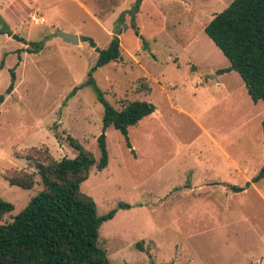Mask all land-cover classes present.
Listing matches in <instances>:
<instances>
[{
	"label": "rangeland",
	"instance_id": "374dc122",
	"mask_svg": "<svg viewBox=\"0 0 264 264\" xmlns=\"http://www.w3.org/2000/svg\"><path fill=\"white\" fill-rule=\"evenodd\" d=\"M130 1L0 0V30L7 25L25 40L0 32V197L14 204L0 223L42 188L38 177L32 189L9 178L32 171L44 151L56 159L74 157L68 134L99 156L103 105L96 89L87 84L71 94L87 79L97 52L81 39L47 37L60 29L104 48L119 22L121 58L94 71L96 85L118 109L133 99L156 108L129 127L132 148L109 126L108 165L93 167L81 183L99 214L120 202L130 205L101 224L99 245L113 264H264V178L243 191L229 187L243 186L264 164V102L250 98L236 71L218 74L230 62L203 28L232 0H205V13L196 6L190 11V3L202 0H150L136 18ZM52 6L56 11L46 15L43 7ZM36 11L43 24H33ZM160 26L173 30L177 43L193 36L199 43L171 51L150 37ZM30 40L43 41L41 50L18 52ZM10 69L15 84L6 94ZM218 176L232 180L211 181Z\"/></svg>",
	"mask_w": 264,
	"mask_h": 264
},
{
	"label": "trees",
	"instance_id": "16d2710c",
	"mask_svg": "<svg viewBox=\"0 0 264 264\" xmlns=\"http://www.w3.org/2000/svg\"><path fill=\"white\" fill-rule=\"evenodd\" d=\"M141 0H136V7ZM123 26L117 22L112 30L108 45L100 48L94 39L82 35L97 52V57L88 71L87 79L76 88L93 84L97 98L103 105L102 132L97 136L99 156L85 148L71 134L66 136L68 144L76 151L74 157L54 158L48 151L37 157L32 171H20L9 178L11 185L32 189L38 177L42 188L32 195L27 204L12 217L0 223V264H113L105 249L99 245V228L112 218L119 207L127 208L128 203L120 202L117 207L99 214L94 199L82 191L91 169H104L108 165L106 130L109 126L119 130L125 144L132 148L128 129L155 110L147 100H125L120 109L105 100L97 87L94 71L121 58L119 35ZM205 33L228 58L230 65L218 69V73L236 71L243 80L250 98L264 102V0H232L224 9L214 14L204 28ZM135 33L139 35L136 28ZM21 42L25 40L12 33ZM142 38V36L140 35ZM43 41H28L27 47L18 49L27 53L39 52ZM20 59V54H19ZM11 70V82L5 90L14 89L15 72ZM151 90L147 87V91ZM0 95V103L3 101ZM264 129V120H263ZM264 178V164L256 175L243 186L229 184L230 189L242 191L251 183ZM14 209V204L0 197V220ZM141 248V245L137 243ZM242 264V263H229ZM244 264H261L248 262Z\"/></svg>",
	"mask_w": 264,
	"mask_h": 264
},
{
	"label": "crops",
	"instance_id": "0c3cea01",
	"mask_svg": "<svg viewBox=\"0 0 264 264\" xmlns=\"http://www.w3.org/2000/svg\"><path fill=\"white\" fill-rule=\"evenodd\" d=\"M135 1L136 0H131L130 1V5L132 6V8L133 7H136V5H135ZM148 1H150V0H141V2H140V4H139V6L138 7H136V9H135V18L138 16V15H140V14H144V12H145V14H146V11L144 10V6H145V3L146 2H148ZM155 1H157V0H155ZM205 2V0H202L199 4H197V5H193V3H190L189 5H190V11H191V7H192V9H196V8H194V6H196L201 12H203V13H205V11H207V9H206V7H207V5H206V3H204ZM55 4H56V2H55ZM151 4H154V5H158V2H156V4H155V2L153 1V0H151ZM193 5V6H192ZM43 9H44V12L46 13V15H50L49 13H51V11H56L55 9H54V6H52L50 9H47V8H45V7H43ZM193 16H195L196 15V17L198 16V14H197V12H196V14H192ZM214 16V15H213ZM212 19V18H211ZM210 19V20H211ZM209 20V21H210ZM47 21H48V19H47ZM208 21V22H209ZM207 22V23H208ZM206 23V24H207ZM57 25H58V23H56ZM206 24L204 25V27L203 28H205V26H206ZM58 27H59V25H58ZM57 30V29H56ZM139 31V30H138ZM205 32V31H204ZM112 31H109V35H111V37H112ZM140 33V32H139ZM76 34V33H75ZM206 34V33H205ZM142 35V34H141ZM207 35V34H206ZM143 36V35H142ZM170 36L172 37V40H171V42H170ZM208 36V35H207ZM79 37V36H78ZM119 37H120V35H119ZM150 37L151 38H153L154 40H155V42H157V40H162V42H163V44L164 43H168V46H170V48L169 49H171V51H175V52H177L175 49L176 48H179V52H182V50H184L183 52H185V51H187L188 50V48L187 47H189L190 46V44H191V42L193 43V41L194 42H196V43H199L198 41H196L198 38H199V36L198 37H195V36H193V38L191 39V40H189L188 42H182V43H177V41H176V33L173 31V30H170L168 27H162V26H160L159 28H154L153 30H152V34L150 35ZM79 42H80V38H79ZM184 45H186V46H184ZM120 46H121V41H120ZM173 46H175V47H173ZM187 49V50H186ZM202 52V51H201ZM154 53V52H153ZM194 65V64H193ZM221 69V68H220ZM218 70V69H217ZM231 71H233V70H231ZM228 72H230V71H228ZM223 73H227V72H223ZM218 74H221V73H218ZM214 77H215V75H214ZM200 84H202L203 85V81H201L200 82ZM218 85L220 86V83H218ZM202 107H203V104H202V106L200 107V109H202ZM207 108H205V109H203V110H201V112L199 113V114H195L194 115V117H196L197 118V116L199 117L200 115H202L204 112H206L205 110H206ZM153 113V112H152ZM216 179H219V180H214V179H212L211 181H219L220 183L221 182H225V181H230V180H232V178L231 177H229V176H226V177H216ZM248 181V180H247ZM210 186H214V185H210ZM243 191V190H242Z\"/></svg>",
	"mask_w": 264,
	"mask_h": 264
},
{
	"label": "water",
	"instance_id": "95a60500",
	"mask_svg": "<svg viewBox=\"0 0 264 264\" xmlns=\"http://www.w3.org/2000/svg\"><path fill=\"white\" fill-rule=\"evenodd\" d=\"M135 9L136 7H133L132 8V11L130 12V15L134 16V13H135ZM1 33H5L7 35H10L12 34V30L10 29V27H8L7 25H5V27H3L1 30H0ZM53 36H60L62 37L65 41H68V42H72V43H78L79 42V37L77 34L75 33H67L65 31H62L60 29H57L56 31H54L53 33H50V35L47 37V38H50V37H53ZM221 184L225 185L226 182H221Z\"/></svg>",
	"mask_w": 264,
	"mask_h": 264
},
{
	"label": "built area",
	"instance_id": "2783aa9c",
	"mask_svg": "<svg viewBox=\"0 0 264 264\" xmlns=\"http://www.w3.org/2000/svg\"><path fill=\"white\" fill-rule=\"evenodd\" d=\"M32 22L35 25H40L45 22V17L39 13V11H36L32 14Z\"/></svg>",
	"mask_w": 264,
	"mask_h": 264
}]
</instances>
